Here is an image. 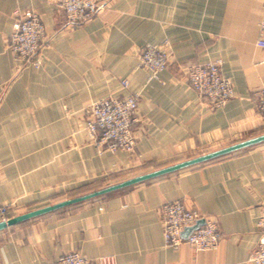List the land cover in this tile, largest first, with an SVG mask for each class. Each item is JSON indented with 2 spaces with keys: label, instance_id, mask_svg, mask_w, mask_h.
<instances>
[{
  "label": "crops",
  "instance_id": "obj_1",
  "mask_svg": "<svg viewBox=\"0 0 264 264\" xmlns=\"http://www.w3.org/2000/svg\"><path fill=\"white\" fill-rule=\"evenodd\" d=\"M59 1L0 0V206L22 215L264 135V0H102L80 25ZM17 9L46 27L38 69L8 48ZM163 44L169 66L150 79L140 54ZM218 59L235 96L214 110L187 68ZM128 93L140 96L137 148L100 152L85 128L92 105ZM173 201L217 221L216 250L166 245L159 208ZM263 210L264 142L9 227L0 264H55L71 251L117 264H251Z\"/></svg>",
  "mask_w": 264,
  "mask_h": 264
},
{
  "label": "built area",
  "instance_id": "obj_2",
  "mask_svg": "<svg viewBox=\"0 0 264 264\" xmlns=\"http://www.w3.org/2000/svg\"><path fill=\"white\" fill-rule=\"evenodd\" d=\"M59 7L66 14L69 25L89 22L101 13L105 4L102 0H60ZM14 29L10 35L8 48L23 64L40 68V51L46 38V27L42 17L33 10L13 12ZM258 45L264 47V22ZM171 53L167 44L147 45L140 54V66L150 73V79H159V74L169 66ZM222 60L210 61L204 65H192L187 68L190 87L206 102L210 109L224 107L234 96L231 81L223 76ZM124 89L129 88V81H121ZM255 96L258 100V112L264 119V86ZM140 96L137 93L110 95L92 105L86 120V130L90 142L100 152L134 153L138 138L135 123L138 121ZM12 206H0L3 221L9 220ZM165 243L177 249L183 244L190 245L197 252L212 251L218 248L221 232L217 221L212 217H203L193 208H188L182 201L166 202L159 208ZM259 241L250 256L251 264H264V210L257 220ZM55 264H117L114 256H101L90 259L78 251L63 255Z\"/></svg>",
  "mask_w": 264,
  "mask_h": 264
},
{
  "label": "water",
  "instance_id": "obj_3",
  "mask_svg": "<svg viewBox=\"0 0 264 264\" xmlns=\"http://www.w3.org/2000/svg\"><path fill=\"white\" fill-rule=\"evenodd\" d=\"M262 142H264V135H261V136H258V137H255V138H252V139H249V140H246V141H243V142H240V143L228 146V147H225L223 149L213 151L211 153H208V154H205V155L193 158V159L183 161L181 163H178V164H175V165H172L169 167L159 169L157 171H154V172H151V173H148V174H145V175L133 178V179H129L127 181H124V182H121V183H118L115 185H111V186L104 188V189H101L99 191H95V192L89 193V194L81 196V197L70 199V200L64 201L62 203H59L57 205H54V206H50V207H46L43 209L31 211V212H28V213H25L22 215H18V216H15V217L7 220V221H0V232L9 228V227L18 225L22 222L29 220V219L41 216L43 214H46V213L51 212L53 210H56L58 208L68 206V205H72L75 203H79L82 201H86V200H89V199H92V198H95V197H98V196H101V195H104V194H107V193H110V192H113L116 190H120V189L129 187V186L150 180V179H154V178H157V177L169 174V173H173L175 171H178V170H181V169H184L187 167H191V166L198 165V164H201L204 162H208V161L229 155L231 153L240 151L242 149L254 146V145L262 143Z\"/></svg>",
  "mask_w": 264,
  "mask_h": 264
},
{
  "label": "rangeland",
  "instance_id": "obj_4",
  "mask_svg": "<svg viewBox=\"0 0 264 264\" xmlns=\"http://www.w3.org/2000/svg\"><path fill=\"white\" fill-rule=\"evenodd\" d=\"M12 208H13V207H12ZM18 215H21V214H19V212H15L14 209H13V210H11V212L9 213V215H8L7 218L11 219V218H13V217H15V216H18ZM0 218H1V221H3V219H2L1 216H0Z\"/></svg>",
  "mask_w": 264,
  "mask_h": 264
}]
</instances>
